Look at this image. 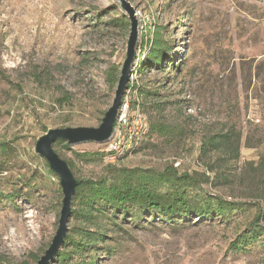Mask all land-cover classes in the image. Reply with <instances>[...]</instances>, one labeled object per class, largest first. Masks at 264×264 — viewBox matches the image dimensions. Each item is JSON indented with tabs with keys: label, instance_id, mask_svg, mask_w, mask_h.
<instances>
[{
	"label": "rangeland",
	"instance_id": "rangeland-1",
	"mask_svg": "<svg viewBox=\"0 0 264 264\" xmlns=\"http://www.w3.org/2000/svg\"><path fill=\"white\" fill-rule=\"evenodd\" d=\"M133 20L138 38L123 103L139 106L164 132L114 158L106 142H55L54 149L78 180L98 179L109 164L163 170L180 162V172H204L219 153L201 156L202 142L234 127L239 157L204 187L247 204L230 223L167 224L149 215L135 222L117 214L111 227L105 216L92 224L71 214L59 250H70L65 242L81 228L107 227L97 264H264V241L245 251L231 245L253 219L262 186L254 171L264 161V0H0V264H37L51 245L64 193L37 140L51 128L100 126ZM156 36L170 43L173 59L144 70ZM140 86L157 95H143Z\"/></svg>",
	"mask_w": 264,
	"mask_h": 264
},
{
	"label": "trees",
	"instance_id": "trees-1",
	"mask_svg": "<svg viewBox=\"0 0 264 264\" xmlns=\"http://www.w3.org/2000/svg\"><path fill=\"white\" fill-rule=\"evenodd\" d=\"M170 49L168 41L156 36L149 56L142 61V68L162 70L167 59H173L168 53ZM178 65L175 64V67L178 68ZM139 90L145 96L157 95L156 90L145 86H140ZM143 112L145 113L144 110ZM165 128L162 123H149L148 133L123 154L137 151L150 135L162 134ZM240 142L241 133L234 127L207 136L202 142L201 156L211 151L218 152L219 155L204 172H180L179 166L173 164L163 170L109 164L106 172L98 179H79L80 184L72 199L74 206L71 207V214L92 224L97 223L98 216H105L109 220L108 226L111 227L119 225L114 218L117 214H121L123 218L130 217L135 222L143 220L144 215H149L151 220L156 219L167 224H180L193 218H197V221L219 220L230 223L247 203L211 193L204 184L214 183L224 175L219 167L239 157ZM78 155L86 159L90 154L83 152ZM211 172L215 173L214 176ZM254 176L257 183L262 184L260 191L256 193L257 209L253 219L231 244L236 251L248 250L255 242L264 241V161L255 167ZM108 229L81 228L79 237L69 234L65 246L71 243V249L58 250L50 264L55 260L57 264H97L98 243L104 242ZM107 249L111 251L112 247ZM85 252L90 253L87 259L72 261L75 255Z\"/></svg>",
	"mask_w": 264,
	"mask_h": 264
},
{
	"label": "water",
	"instance_id": "water-1",
	"mask_svg": "<svg viewBox=\"0 0 264 264\" xmlns=\"http://www.w3.org/2000/svg\"><path fill=\"white\" fill-rule=\"evenodd\" d=\"M137 38L138 24L136 20H133L132 32L128 45V55L123 64L116 96L112 106L106 112L100 126L51 128L37 140V153L43 156L48 161L51 170L59 175L64 193L59 228L51 245L46 250L45 254L38 260L37 264H50L51 260L60 249V246L64 243L68 231L72 199L80 184V180L75 177L69 163L60 157L53 145L57 140L66 141L70 145H76L84 142L105 143L112 138L115 123L119 116L120 107L123 104V98L131 77L132 63L135 60V45Z\"/></svg>",
	"mask_w": 264,
	"mask_h": 264
},
{
	"label": "built area",
	"instance_id": "built-area-1",
	"mask_svg": "<svg viewBox=\"0 0 264 264\" xmlns=\"http://www.w3.org/2000/svg\"><path fill=\"white\" fill-rule=\"evenodd\" d=\"M149 131L145 114L139 106L131 110L128 104H122L117 117L112 138L107 141L108 153L112 158L130 150ZM111 158V159H112ZM180 162H176L179 166Z\"/></svg>",
	"mask_w": 264,
	"mask_h": 264
}]
</instances>
